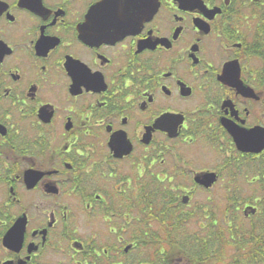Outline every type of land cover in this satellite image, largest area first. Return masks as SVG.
Listing matches in <instances>:
<instances>
[{"label": "flooded vegetation", "instance_id": "1", "mask_svg": "<svg viewBox=\"0 0 264 264\" xmlns=\"http://www.w3.org/2000/svg\"><path fill=\"white\" fill-rule=\"evenodd\" d=\"M232 132L264 144V0H0V264H140L152 198L217 227L264 190Z\"/></svg>", "mask_w": 264, "mask_h": 264}, {"label": "trees", "instance_id": "2", "mask_svg": "<svg viewBox=\"0 0 264 264\" xmlns=\"http://www.w3.org/2000/svg\"><path fill=\"white\" fill-rule=\"evenodd\" d=\"M163 200L152 198V217L146 213L143 218V222L152 219L157 228L148 235L141 233L140 245L149 250L141 264H264L263 208L245 228L237 225L236 217L227 216L206 235L187 236L177 231L190 216L167 209Z\"/></svg>", "mask_w": 264, "mask_h": 264}, {"label": "rangeland", "instance_id": "3", "mask_svg": "<svg viewBox=\"0 0 264 264\" xmlns=\"http://www.w3.org/2000/svg\"><path fill=\"white\" fill-rule=\"evenodd\" d=\"M210 196L212 197V194H204V196ZM264 196V190L261 191L260 189V185L258 184H254L251 186H248V184L244 183V180H240L238 182H236V184L232 187H225V186H220L218 188V191L216 192L215 195V199H216V204L219 207V213L217 214V221H218V226L216 228L219 227L221 219L224 217H236L237 219V225L240 228H245L247 226V222L245 221L243 215L241 212H237L234 211V207L237 204L238 201H242V199L249 197V198H253V197H257L260 198ZM195 198H193L194 200ZM198 199V198H196ZM227 211V212H226ZM195 221L197 222V216H195ZM194 220H189L187 223L183 224L179 230L181 231L182 235H187V236H191V233L193 232H199V233H203V235H206L209 231L208 229V222L209 219H203V223L207 228H204V231H200L198 229L197 223ZM203 223H201L203 225ZM157 228V224L156 223H152V227L148 228L147 231V235L149 233H152L153 231H155ZM141 238V235H140ZM148 249L142 247L140 245L139 247V261L141 264V260L142 257L147 256L148 255ZM132 252H130L129 256L132 258ZM152 264V263H150Z\"/></svg>", "mask_w": 264, "mask_h": 264}, {"label": "water", "instance_id": "4", "mask_svg": "<svg viewBox=\"0 0 264 264\" xmlns=\"http://www.w3.org/2000/svg\"><path fill=\"white\" fill-rule=\"evenodd\" d=\"M231 132V131H230ZM234 141L236 142L237 148L243 152H259L263 147V139H258V137L254 136L252 139L247 134H242L239 136L238 134L231 133ZM199 183L203 184L205 187L210 186V184L215 180L213 173H206L199 178H196ZM187 198H183V202H185ZM254 211V209H252Z\"/></svg>", "mask_w": 264, "mask_h": 264}]
</instances>
